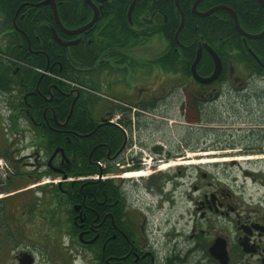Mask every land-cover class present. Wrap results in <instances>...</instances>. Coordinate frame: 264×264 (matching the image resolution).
Here are the masks:
<instances>
[{"label": "flooded vegetation", "instance_id": "obj_1", "mask_svg": "<svg viewBox=\"0 0 264 264\" xmlns=\"http://www.w3.org/2000/svg\"><path fill=\"white\" fill-rule=\"evenodd\" d=\"M16 1L15 29L0 5L3 264H264V106L251 105L264 98L252 90L257 80L264 88V75H242L239 61L226 58L234 73L202 82L181 63L172 71L168 60L157 62L169 50L181 61L188 46L181 41L149 56L143 47L167 22L168 0H76L74 12L81 5L86 22L98 10L78 34L67 33L42 0ZM133 1L131 17L118 15ZM213 1L199 9L224 4ZM71 5L56 0L58 14ZM45 7L55 23L44 26L76 42L62 45L50 73L36 75L25 60L12 65L8 53L34 44L44 51L38 25L31 27ZM54 42L52 35L45 48ZM64 66L88 68L100 84L72 94L74 87L53 80ZM223 107L231 121H220ZM208 110L213 117L203 119ZM240 160L263 165L243 170L245 184L231 165L218 168Z\"/></svg>", "mask_w": 264, "mask_h": 264}, {"label": "trees", "instance_id": "obj_2", "mask_svg": "<svg viewBox=\"0 0 264 264\" xmlns=\"http://www.w3.org/2000/svg\"><path fill=\"white\" fill-rule=\"evenodd\" d=\"M13 5H11L9 2L5 0H0V5L4 8V12L12 13L14 12V4L16 3V0H10ZM72 5L70 7H62L59 8V14L61 16V20H63L65 23H67L68 26H72L74 23L78 22L75 16L73 15L76 0H71ZM194 2V0H190ZM211 0H202L199 4V8L203 7L204 9L207 8V6L210 4ZM192 2H190L189 5L186 4L184 6L182 4V0H179V3L181 5V8L183 10V14H185V20L182 28L179 31L178 37L179 41L188 43V46H186V49L184 51V58L179 60V55L174 53L173 51L169 50L168 53H166L165 58L160 57L157 58V62L164 63L168 60L169 69L171 70H178V66L181 63V66L183 67V70H185V74H190V63L194 59V55L196 54V48L198 44L202 41H206L212 46L215 47V49L218 51L219 55L222 58L223 61V71L221 74V77H227L229 72V66L226 65V58H235L240 63L243 64L245 69L249 73L253 74H264V37L262 38H252L248 39V44L252 47L254 50V53L257 54L259 59L255 58V56L250 53L247 49V46L245 43H242V39L239 34L237 33L234 20L230 13L223 12V17L227 18V23L225 24V27L229 29V32L222 29L223 24L222 21L212 18L210 16H203L200 17L192 12ZM213 2H219L224 3L229 6H231L239 15L240 22L243 25L245 29L249 30H257L259 31L264 26V12L261 10L259 3L257 0H214ZM175 0H168L165 7V14L168 15V20L165 24L160 26L156 32L162 33L165 38L167 39L170 46L175 45L176 39H175V32L178 30L180 24V15L177 14L175 7ZM129 4L126 3L122 7L118 9V15L125 16L128 11ZM173 11V12H172ZM7 13V16L9 15ZM43 16L33 19L35 23H33L32 28H36L38 25V31L40 32L43 39H45L43 50L46 53L51 52V49H55L56 52H59L60 54H64V47L62 44L58 42H54V48L46 47L45 46L50 42L52 39V31L51 28H47L44 26V22L51 21L54 22V16L50 8L45 7V9L42 11ZM12 15V14H10ZM163 20V19H162ZM84 22V21H83ZM81 22V23H83ZM79 23V24H81ZM120 23L123 24V21L120 20ZM187 23H190L187 24ZM27 24V23H26ZM124 25V24H123ZM9 28L15 29L13 24L9 26ZM30 30V31H31ZM28 31V29H27ZM133 37H138L134 36ZM13 40V39H12ZM141 40V39H140ZM201 40L199 43L198 41ZM138 41V40H137ZM191 43V44H190ZM191 45V46H190ZM33 47H39V45H35ZM76 47V46H75ZM40 48V47H39ZM83 47H81V50ZM66 50V49H65ZM24 53L26 54V57L23 58L22 55ZM11 56H15L18 58H22L23 60L27 61L29 65L34 66V64L39 65V67H42V69H45L47 67V54H37L32 55L29 53L28 47L26 50H22L21 53H18L17 51H9ZM179 61V62H178ZM213 61L211 56L207 54L206 57H203L201 62L199 63L198 69L202 74H209L213 69ZM35 67V66H34ZM31 71H34L36 75H40L41 72L39 70H33L30 68ZM224 79V78H222ZM109 135H101V138L108 137ZM100 137V136H99Z\"/></svg>", "mask_w": 264, "mask_h": 264}, {"label": "bare ground", "instance_id": "obj_3", "mask_svg": "<svg viewBox=\"0 0 264 264\" xmlns=\"http://www.w3.org/2000/svg\"><path fill=\"white\" fill-rule=\"evenodd\" d=\"M190 2H192V1H190V0H182V4L184 6H186V4L189 5ZM174 4H176V2ZM11 5H13L12 2H11ZM16 5H17V1L14 4V7ZM81 7L82 6L80 5L78 11L73 13V15L75 16V18L77 19L78 22L74 23L72 26H76L77 25L76 27H82V26L87 25L91 21L90 20V21L86 22V20H88L89 18H88V15L83 10V8H81ZM20 9L21 8H19L16 12H12V13L3 12L4 19L6 20L7 25L10 26L13 23L14 16L19 12ZM94 11L96 12L98 10H94ZM95 12H94V14H95ZM7 13H9L8 16H7ZM10 14H12L14 16L12 17V15H10ZM36 14L39 17L43 16V13L42 12H37L36 11ZM97 18H98V15H97ZM226 19L227 18L222 17V18H219L218 20L222 21V23H223V24H221V25H223L222 29L225 30V31H227V32H229V29L227 27H225V24L227 23ZM32 22L35 23L34 20ZM81 22H83V23H81ZM79 23H81V24H79ZM93 23H95V21ZM93 23L90 26H92ZM187 24L190 25V23H187ZM90 26H88L87 28H89ZM86 29H84L83 31H85ZM236 30H237V33L239 34L238 36H240V38L243 41L242 43H247L248 42V39L250 37H246L238 29H236ZM246 32L251 33L250 31H246ZM33 33L35 34L34 31L30 32V34H33ZM178 34H179V31L177 30L175 32V34H174L175 35L174 37L176 39L177 44L179 43ZM200 41L201 40H199L198 43ZM41 42L45 43V39H43ZM202 42H204V41H202ZM202 42H200L199 44H201ZM28 50H29V53L31 54L30 56L37 55L39 53L44 54V55L45 54L48 55V57H47V67L45 69H42V67H39V65H37V64H34L35 67L32 66V65L27 64L28 67H29V69L30 68H32L33 70H35V68H36V70L42 69V70H44L42 74H45V73L48 74V73H50L49 72L50 71V67H52V66H58V63H54L55 60L57 59V56H58V53H59V52H56L55 49H51V52L49 51V53H46L45 51H40L39 52V49L37 47L31 46V47H29ZM57 62H59V61H57ZM221 65H222V67L224 66L223 65V62H222ZM191 66H192V64L190 63V67L189 68H192ZM74 69L71 66H67V67L64 66L63 69L60 72L58 71L56 73H53V75H54L53 80L55 82H58V84H60L62 86H64L65 84H68L70 87H74V89H73V92L74 93H72V94H79V95L82 94V93L84 94L86 91L87 92L90 91L89 93H91L92 92V89L100 84V82H98V80H96V79H98V77L95 78L91 74V72H90V70L88 68L82 67L81 68L82 70H80L78 72L76 70H74ZM97 73H99V72H97ZM215 80H213V81H215ZM226 89L231 90L229 87H227ZM224 160L227 161V160H230V159H227L226 158V159H223V161Z\"/></svg>", "mask_w": 264, "mask_h": 264}, {"label": "water", "instance_id": "obj_4", "mask_svg": "<svg viewBox=\"0 0 264 264\" xmlns=\"http://www.w3.org/2000/svg\"><path fill=\"white\" fill-rule=\"evenodd\" d=\"M202 0H195L193 2V5H192V11L196 14H198L199 16H205V15H208L212 12H214L215 10H225L226 12H230V14L232 15L234 21L235 22V26L236 28L242 32L246 37H250V38H260V37H263L264 36V28L262 31L256 33V34H252V33H248L246 32V30H244L240 24V21H239V18H238V15L236 13V11L225 5V4H219V5H216L215 7H212L210 8L209 10L207 11H199L198 10V5L199 3L201 2ZM260 2V4L262 5L263 7V10H264V0H258ZM134 2L133 1L130 5V8H129V16L131 17V13H132V10H133V5H134ZM42 4H50L52 6V10H54V14H55V18H56V21L57 23L67 32V33H70V34H76V33H80L82 32L84 29H86L88 26H90L96 19H97V15H98V11L95 12L94 16L92 17L91 21L85 25V26H82V27H79L77 29H67L66 27H64V25L62 24L60 18H59V14H58V10H57V6H56V0H43L42 2L38 3V5H42ZM176 5H177V8L179 9L180 11V14H181V22H180V27H182L183 25V22H184V14H182V10L179 6V3H178V0H176ZM179 27V28H180ZM54 31V30H53ZM54 36L55 38L59 41V42H62V44L66 45V44H70L71 42H65V41H61L60 40V37L58 36V34L56 33V31H54ZM76 41H73L72 43H75ZM203 48H206L209 52H210V55H212V58H213V61H214V68H213V71L210 75L208 76H200V74L197 72V64L199 63L200 61V58H201V55H202V51H203ZM195 59L192 63V68H191V71H192V74H193V77H195L196 79L202 81V82H211L213 80H215L216 78H218L219 74L222 72V60L220 58V56L218 55V53L215 51V49L208 43H203V44H199V47L197 49V54L195 55Z\"/></svg>", "mask_w": 264, "mask_h": 264}, {"label": "rangeland", "instance_id": "obj_5", "mask_svg": "<svg viewBox=\"0 0 264 264\" xmlns=\"http://www.w3.org/2000/svg\"><path fill=\"white\" fill-rule=\"evenodd\" d=\"M0 19H1V13H0ZM163 46H165V45H163V43L160 40L158 41V39H157L155 41L150 40L147 43V45L145 47H143V48H144L145 51H147V53H148L149 56H152V54H153L152 52L153 51H155V53L161 52V49L164 48ZM137 48H138V50H141L142 49L140 47H137ZM150 50H151V52H150ZM145 54H146V52H145ZM241 72H242L243 75L246 74V71H244L243 69L241 70ZM245 76H247V75H245ZM157 81L158 80H157V77H156V78H154L153 81L150 80V83L153 86H155ZM254 85L255 86H253L252 90L260 91V92H262V90H264L263 83L259 82L258 80L256 81V84H254ZM98 95H100V94H98ZM97 103L98 104H97V107L96 108H99V107H101L104 104V103H102V101H98ZM251 105H254V106H264V98H262L261 100L260 99L257 100V103L252 102ZM96 110L99 111L98 109H96ZM226 111H227L226 108L223 107L218 112V116L220 118V121H231L229 118H227V117H230V115L227 114ZM176 115H180L181 117H183L182 114H177L174 111H173L172 115H170V117L171 116L173 117V116H176ZM203 115H204L203 116L204 117L203 119L210 118V117H213V112L212 111H209V110L208 111H204L203 112ZM165 132H167V131H165ZM204 135H206L205 132H204ZM206 152H209V150H206ZM206 157L207 156H204V159ZM221 162H223V161H221ZM205 164L206 165H210L212 163L211 162H204V165ZM227 165H231V169L232 170L231 169H229V170H231L234 174H237L239 176L238 177V183H240V184H245L246 181H247V180H245L243 178V175H244L243 170L245 168H247V169L248 168H250V169H252V168H258L256 170H260L259 168H261L263 166L261 163H247V161H245V160H240L239 163H235L234 165L231 164V163H229V162H227V163H219L218 168L226 167ZM44 180H49V179L48 178H44ZM0 264H3V260L1 258H0Z\"/></svg>", "mask_w": 264, "mask_h": 264}, {"label": "crops", "instance_id": "obj_6", "mask_svg": "<svg viewBox=\"0 0 264 264\" xmlns=\"http://www.w3.org/2000/svg\"><path fill=\"white\" fill-rule=\"evenodd\" d=\"M157 39L158 41L160 40L163 44L166 42L165 38L161 36L160 34L152 36V41H155Z\"/></svg>", "mask_w": 264, "mask_h": 264}]
</instances>
